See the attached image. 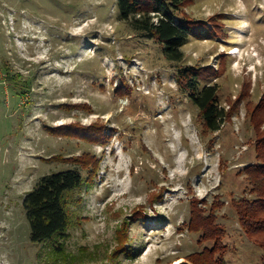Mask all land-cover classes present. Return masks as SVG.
<instances>
[{
    "label": "rangeland",
    "instance_id": "obj_1",
    "mask_svg": "<svg viewBox=\"0 0 264 264\" xmlns=\"http://www.w3.org/2000/svg\"><path fill=\"white\" fill-rule=\"evenodd\" d=\"M184 12L207 27L189 36L178 64L118 20L116 0H0V264H52L56 242H30L22 199L42 176L69 169L86 176L85 161L62 160L88 153L100 163L92 186L74 194L77 218L60 241L65 264H188L205 246L183 226L192 197L224 203L216 212L224 264H261L230 205L246 184L238 172L255 162L244 101L220 131L202 136L175 72L211 67L216 76L200 83L218 85L225 109L243 84L257 103L264 0H193ZM211 19L223 37L209 32ZM123 79L130 95L118 97ZM61 127L102 128L108 139L101 145L48 130ZM121 245L132 250L117 251Z\"/></svg>",
    "mask_w": 264,
    "mask_h": 264
},
{
    "label": "trees",
    "instance_id": "obj_2",
    "mask_svg": "<svg viewBox=\"0 0 264 264\" xmlns=\"http://www.w3.org/2000/svg\"><path fill=\"white\" fill-rule=\"evenodd\" d=\"M193 0H116L117 18L125 23L131 32L142 39L153 41L160 46L165 60L171 63H181L184 58L182 47L187 43L191 34L196 31H205L207 27L202 21H195L185 14L184 8ZM214 29L209 32L215 37H223V28L212 19L209 20ZM224 61L221 63V73ZM211 67L183 66L176 69L175 80L179 90L183 92L188 101L197 110V120L202 136H208L221 130L229 123L232 116L238 112L239 105L244 101L246 114L249 118L255 140V162L242 167L238 175L244 176L245 187L239 199H232L230 205L237 217L238 223L246 238L255 244L262 252L261 264H264V93L257 103L250 100L249 87L243 84L242 90L235 100L226 99L228 109L219 102V88L217 84H209L201 80L216 76ZM217 74V75H218ZM123 79L115 89L118 97L130 95ZM68 129V130H66ZM52 134L62 136H79L88 142L104 145L107 142L101 134L102 128L90 129L61 127L48 128ZM67 132H66V131ZM214 141L211 139L210 144ZM59 157L51 156L48 160ZM85 161L82 167L91 170L86 176L76 169L63 170L42 176L31 190L25 193L22 199V208L29 225V240L33 244L55 243L50 246L52 264H65L63 256L65 249L60 241L66 236V231L77 218L75 211L70 208L75 204L74 194L80 193L84 188H90L91 178L96 176L100 159L92 154L84 157L63 159L62 161ZM90 177V180L88 179ZM224 206L219 199H214L212 204L206 200L192 197L189 208L188 220L183 225L189 232L198 235V244L205 246L201 251L186 256L188 264H224L228 249L223 243L226 235L222 226L217 223L216 212ZM128 246L129 244L126 243ZM126 245H121L117 251L127 252L132 250ZM135 256L134 252L128 255Z\"/></svg>",
    "mask_w": 264,
    "mask_h": 264
},
{
    "label": "bare ground",
    "instance_id": "obj_3",
    "mask_svg": "<svg viewBox=\"0 0 264 264\" xmlns=\"http://www.w3.org/2000/svg\"><path fill=\"white\" fill-rule=\"evenodd\" d=\"M231 53H233V54H236V53H238V48L237 47H235L232 51H231Z\"/></svg>",
    "mask_w": 264,
    "mask_h": 264
}]
</instances>
